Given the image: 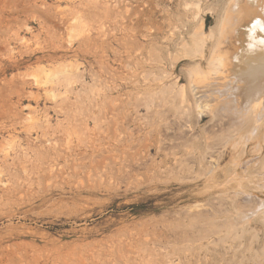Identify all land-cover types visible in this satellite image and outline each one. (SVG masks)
Listing matches in <instances>:
<instances>
[{
    "label": "rangeland",
    "instance_id": "rangeland-1",
    "mask_svg": "<svg viewBox=\"0 0 264 264\" xmlns=\"http://www.w3.org/2000/svg\"><path fill=\"white\" fill-rule=\"evenodd\" d=\"M240 3L0 0V264H264V90L211 75Z\"/></svg>",
    "mask_w": 264,
    "mask_h": 264
},
{
    "label": "bare ground",
    "instance_id": "bare-ground-1",
    "mask_svg": "<svg viewBox=\"0 0 264 264\" xmlns=\"http://www.w3.org/2000/svg\"><path fill=\"white\" fill-rule=\"evenodd\" d=\"M240 1L242 2L240 3L242 6H238V8H236V13L234 15L235 23L230 29V34H224L221 36V38L219 39V42L217 43L216 51H215V54H218L217 55L218 57H212V59L216 58L215 62H216L217 69L220 70L221 72H217L216 68H213V69L212 67L210 68L212 70L215 69L211 75L213 74L216 75L220 73L219 74L220 76L222 74L221 75L223 76L222 79L221 78H220L221 80L219 79L220 86H222V81L227 82V80H223V78L225 77H228L226 79L234 80L235 81V84L233 83L234 85H236L239 82H242L240 83L241 84L240 86L238 84L236 85L238 90L237 91L234 90V91H235V94H237V96H240L242 97V99L247 100L245 98L247 97L253 98L254 94L256 97V94H258V92L261 91V88H262V91L264 90L263 89L264 87H261V84H263L264 82V7H258V6L264 5V2L261 0L260 1L257 0L259 2V3L257 2V4H260V5H257L256 6L257 8H252V7H248L246 3L244 4L245 0H240ZM254 7H255V4H254ZM230 20L231 19H229L227 22H229ZM212 59H211V64L213 61ZM211 69L209 70L210 72H211ZM66 71H67L66 69H63V70L55 69L51 71L53 73L52 74L50 73L51 76L47 78L52 79L58 74L60 75V73H64ZM222 72H224V74ZM200 76L206 77L204 74ZM214 78H216V76ZM232 80L230 82H232ZM262 95L264 96V91ZM257 99H258V96H257ZM257 99L253 101L257 103L256 101ZM261 101L263 104L264 99H262ZM260 102L259 104H261ZM246 104L245 103L243 104L245 105L244 107H246ZM249 105L250 104L248 103L247 108ZM252 105L253 104L249 106L250 107L249 109L250 110L252 109V111H255V109H253L254 106L252 107ZM260 107L263 108L262 106H259L258 107L259 111H261ZM244 109L246 110V108ZM252 116L257 117L255 116V113ZM259 120L260 121H257V123L261 122L262 118L260 117ZM263 122L264 121H262V124ZM260 124L261 123H259V125Z\"/></svg>",
    "mask_w": 264,
    "mask_h": 264
}]
</instances>
